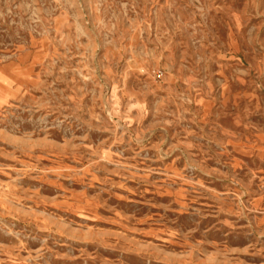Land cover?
Listing matches in <instances>:
<instances>
[{
    "label": "rangeland",
    "instance_id": "374dc122",
    "mask_svg": "<svg viewBox=\"0 0 264 264\" xmlns=\"http://www.w3.org/2000/svg\"><path fill=\"white\" fill-rule=\"evenodd\" d=\"M0 264H264V0H0Z\"/></svg>",
    "mask_w": 264,
    "mask_h": 264
}]
</instances>
